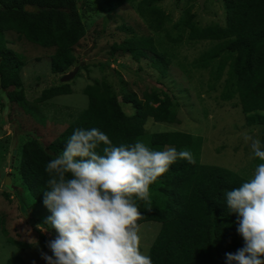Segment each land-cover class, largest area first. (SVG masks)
Instances as JSON below:
<instances>
[{
	"label": "trees",
	"instance_id": "16d2710c",
	"mask_svg": "<svg viewBox=\"0 0 264 264\" xmlns=\"http://www.w3.org/2000/svg\"><path fill=\"white\" fill-rule=\"evenodd\" d=\"M126 1L106 0L109 12ZM162 1L140 0L135 7L152 33L162 32L169 20L157 5ZM223 8L224 26L201 27L194 14L185 13L186 40L212 43L191 66L196 70H209L213 83L222 78L227 67L220 99L226 102L236 95L246 126L264 127V0H223ZM8 31L30 44L53 49L50 72L59 77L75 66L74 47L85 36L76 0H0V79L1 89H12L8 94L9 103L23 100L24 96L19 77L22 64L10 58L12 54L3 37ZM181 38L172 42L180 43ZM112 51L129 54L137 62L147 57L161 75L166 74L170 65L168 54L161 52L150 35L133 36L114 45ZM71 93L66 84H59L43 92L37 100L44 102ZM82 94L87 98V107L49 145L44 147L38 140L23 145L19 168L22 190L35 203H43L49 179L45 166L61 154L68 137L77 128H98L116 146L142 141L154 150H164L168 146L177 151L190 150L196 160L194 165L177 160L150 186L151 202L137 201L142 214L139 225L160 224L147 254L153 264H227L225 254L235 253L244 246V241L237 233V214H229L227 209L225 193L248 179L222 167L200 164L201 137L180 132H146L148 122L178 123L177 105L167 93L151 91L144 93L142 98L134 93L125 95L123 104L130 106L131 114L122 110L112 87L105 81L85 86ZM261 141L264 143V130ZM260 162L255 158V166ZM2 235L8 244L19 249L25 247L9 238L5 230ZM6 264L26 263L16 255Z\"/></svg>",
	"mask_w": 264,
	"mask_h": 264
},
{
	"label": "rangeland",
	"instance_id": "374dc122",
	"mask_svg": "<svg viewBox=\"0 0 264 264\" xmlns=\"http://www.w3.org/2000/svg\"><path fill=\"white\" fill-rule=\"evenodd\" d=\"M78 12L85 28V36L74 47L76 64L65 75L76 74L66 83L62 77L51 74L50 57L53 49L30 44L14 32L3 34L10 58L20 62L19 77L23 84V100L9 103L11 90L0 89V264L20 255L26 264H46L41 252L52 255L47 241L54 239L56 232L46 223L50 216L47 208L35 203L22 190L20 183V161L23 145L31 140L49 145L87 106L82 90L87 85L105 81L112 87L122 110L132 113L123 97L134 93L142 98L144 93L163 91L176 103L178 123L146 124V132H180L202 138L199 162L231 170L246 179L253 176L255 158L245 134L262 138L264 127H247L239 100L235 95L230 101H222L227 67L222 78L213 83L209 70L193 69L191 63L212 46L211 42H189L183 32L185 13L195 15L201 27L225 25L223 0H205L200 9L199 0H164L157 5L169 20L160 33L148 30L136 12L140 0H127L120 8L109 12L106 0H76ZM152 36L161 52H166L170 65L161 75L152 67L147 57L137 62L131 55L113 52V46L133 36ZM182 36L180 43H173ZM173 41V42H172ZM91 60L102 62L88 65ZM67 85L72 93L45 100H37L43 92ZM213 87V88H212ZM229 90H232L230 88ZM7 109V111H5ZM53 116L51 121L42 122L40 115ZM39 121V122H37ZM60 154H57L58 156ZM10 178V186L5 178ZM37 225H41L39 228ZM47 228V231H42ZM160 229L159 223L140 225L141 250L148 253ZM25 245L19 249L8 244L2 235Z\"/></svg>",
	"mask_w": 264,
	"mask_h": 264
},
{
	"label": "clouds",
	"instance_id": "9594fccd",
	"mask_svg": "<svg viewBox=\"0 0 264 264\" xmlns=\"http://www.w3.org/2000/svg\"><path fill=\"white\" fill-rule=\"evenodd\" d=\"M243 139L261 162L250 179L225 193L244 241L225 255L227 264H264V143L249 134ZM177 160L196 163L187 149L154 150L142 141L116 146L98 128L75 129L45 166L43 205L51 213L45 223L56 236L47 241L52 255L41 252V258L46 264H153L141 250L137 201L151 202L150 186Z\"/></svg>",
	"mask_w": 264,
	"mask_h": 264
},
{
	"label": "water",
	"instance_id": "95a60500",
	"mask_svg": "<svg viewBox=\"0 0 264 264\" xmlns=\"http://www.w3.org/2000/svg\"><path fill=\"white\" fill-rule=\"evenodd\" d=\"M204 2H205V0H199L198 1L200 9L203 8ZM100 62H102V61H100V60H91V61H88L87 64L88 65H96V64H98ZM76 71L77 70H74L72 73L62 76V78L60 79V82L61 83L68 82L71 78L74 77V75L76 74ZM0 89H1V79H0ZM5 185L8 186V187L10 186V178L9 177L5 178Z\"/></svg>",
	"mask_w": 264,
	"mask_h": 264
},
{
	"label": "crops",
	"instance_id": "0c3cea01",
	"mask_svg": "<svg viewBox=\"0 0 264 264\" xmlns=\"http://www.w3.org/2000/svg\"><path fill=\"white\" fill-rule=\"evenodd\" d=\"M44 103H46V102H44ZM44 103L42 102L41 105L44 104ZM86 107H87V106H86ZM84 109H85V107H84ZM84 109H83V110H84ZM40 117H41V119H42V122H47V121L49 122V121H51L52 118H53V116H50V117H49V116L47 115V117H46V116L43 115V114H41ZM37 122H39V121H37Z\"/></svg>",
	"mask_w": 264,
	"mask_h": 264
}]
</instances>
